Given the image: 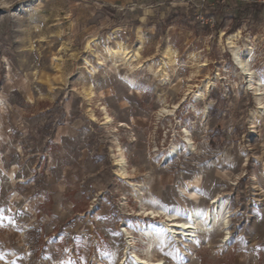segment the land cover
Wrapping results in <instances>:
<instances>
[{
    "label": "rangeland",
    "instance_id": "374dc122",
    "mask_svg": "<svg viewBox=\"0 0 264 264\" xmlns=\"http://www.w3.org/2000/svg\"><path fill=\"white\" fill-rule=\"evenodd\" d=\"M236 33L263 99L264 0H0V264H264V112ZM118 42L142 67L114 65ZM217 195L229 238L148 248L167 222L152 210Z\"/></svg>",
    "mask_w": 264,
    "mask_h": 264
},
{
    "label": "bare ground",
    "instance_id": "6f19581e",
    "mask_svg": "<svg viewBox=\"0 0 264 264\" xmlns=\"http://www.w3.org/2000/svg\"><path fill=\"white\" fill-rule=\"evenodd\" d=\"M238 33L234 35H230L227 38V45L229 52L232 56V60L239 66V69H241V72L246 75L249 78V81L247 83V88H249L254 96L257 98L258 105H259V110L261 112H264V98L262 99L261 96L263 93L261 92V88L255 87L251 83V79H253V74L254 72L249 68L248 66V57L251 54L250 49H246L245 55L241 54L239 52V48L237 47V37ZM138 49V48H137ZM106 53L114 58L116 61H114V65L116 66L117 63H120V65H126L130 71H136L140 67H142L140 64L136 63L134 64L135 61H137V57L139 56L138 52H132L127 46H125L123 43L118 42L116 44L115 48H107ZM248 59V60H247ZM118 66V65H117ZM162 67V66H161ZM95 71V70H94ZM157 76L159 77V81L161 83L165 84L167 81V74L161 73V70H158L156 72ZM218 77H213L211 79L206 78L204 81H202L201 86H197L196 90L193 91V99L194 101H198L201 98L205 97L210 90L214 87L215 81ZM129 83H133V79L127 78ZM259 86L261 85L258 83ZM193 107V105H192ZM177 108L176 105L172 106V109L170 108L169 110L165 109L163 107L160 110V116H169L174 114L175 109ZM203 117L205 118L206 116V111H203ZM106 122H108L110 119L106 115L105 116ZM253 123V122H252ZM184 143H188L191 145V140L188 137L184 138ZM120 151V150H119ZM181 149L177 146H172L170 149L169 153H167L164 156V162L171 164L175 158H177L180 155ZM116 164L119 166L121 169V175L123 177L127 176L126 170H125V165H126V160L122 152L120 151L118 154V159L116 160ZM126 178V177H125ZM127 184L132 187L133 191H139L138 187L139 185L135 183H130L127 181ZM186 194L184 193L183 197L185 198ZM186 199V198H185ZM184 199V200H185ZM221 196H213L211 198V201L209 202L210 209L207 210H202L201 208H193V209H188V212L186 215L190 216L191 219L187 221L191 225V227L184 228L182 231L185 233L184 236L181 238L183 242H181V239H177L175 242V246L177 248V251L180 253H187V249H189L191 246L195 245L198 243V238L201 235H205L206 233H209L210 237L213 236L216 232V230L223 228V231H225V236L226 238H229L230 235V220L229 216L227 215V208L224 216H222L220 213V201H221ZM156 201V200H154ZM153 218L159 217L158 214H163L166 218V225L163 226V228H168L172 229L174 225L176 224H183L185 223L184 220H182L178 215L177 212H164V211H159V210H152L149 213ZM211 233V234H210ZM176 233L174 231H169L168 233H162L158 232L155 236L153 234H150L148 230L143 233L144 238H147L148 242V248H151L153 245L159 243L162 239L167 241V244L169 246V249L172 250V242H171V237L175 236ZM209 247H213L212 242H208ZM158 261L161 260H151L148 258H139L138 256L135 255L134 257V264H157Z\"/></svg>",
    "mask_w": 264,
    "mask_h": 264
},
{
    "label": "snow or ice",
    "instance_id": "6c2138e0",
    "mask_svg": "<svg viewBox=\"0 0 264 264\" xmlns=\"http://www.w3.org/2000/svg\"><path fill=\"white\" fill-rule=\"evenodd\" d=\"M159 208L165 212H169V209L166 208L163 204H160L159 205ZM173 211H176L177 212V215L180 216L181 219H183L185 221V223L183 224H176L173 226L172 229H168V228H161V232L162 233H168L169 231H174L176 233L175 236L171 237V242H172V245L175 247V242L177 239H181L183 236H184V232L182 231V229L184 228H188V227H191V225L189 223H187V221L189 219H191L190 216L186 215L185 213L179 211V210H176V209H173ZM227 239V238H226ZM181 242L182 239H181ZM165 256H167V253L164 254ZM157 264H163V261H158Z\"/></svg>",
    "mask_w": 264,
    "mask_h": 264
}]
</instances>
